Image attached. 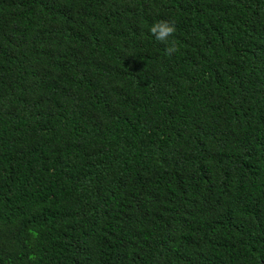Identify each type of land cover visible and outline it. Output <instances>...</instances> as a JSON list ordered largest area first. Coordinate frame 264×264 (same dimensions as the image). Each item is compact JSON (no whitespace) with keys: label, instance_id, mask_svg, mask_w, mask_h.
<instances>
[{"label":"trees","instance_id":"obj_1","mask_svg":"<svg viewBox=\"0 0 264 264\" xmlns=\"http://www.w3.org/2000/svg\"><path fill=\"white\" fill-rule=\"evenodd\" d=\"M0 264H264V0H0Z\"/></svg>","mask_w":264,"mask_h":264},{"label":"clouds","instance_id":"obj_2","mask_svg":"<svg viewBox=\"0 0 264 264\" xmlns=\"http://www.w3.org/2000/svg\"><path fill=\"white\" fill-rule=\"evenodd\" d=\"M176 30L175 23L167 20L155 21L149 29L152 36L162 43H167L169 38L174 36ZM175 51H177V48L174 42L171 44V46L166 48L167 54H172Z\"/></svg>","mask_w":264,"mask_h":264}]
</instances>
